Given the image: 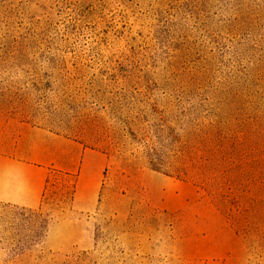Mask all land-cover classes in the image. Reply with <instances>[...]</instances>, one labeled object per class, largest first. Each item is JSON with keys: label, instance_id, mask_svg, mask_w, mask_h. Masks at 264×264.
<instances>
[{"label": "rangeland", "instance_id": "rangeland-1", "mask_svg": "<svg viewBox=\"0 0 264 264\" xmlns=\"http://www.w3.org/2000/svg\"><path fill=\"white\" fill-rule=\"evenodd\" d=\"M0 156L51 221L0 264H264V0H0Z\"/></svg>", "mask_w": 264, "mask_h": 264}, {"label": "trees", "instance_id": "trees-1", "mask_svg": "<svg viewBox=\"0 0 264 264\" xmlns=\"http://www.w3.org/2000/svg\"><path fill=\"white\" fill-rule=\"evenodd\" d=\"M100 135L106 142L107 149L114 150L116 148V132L107 129L96 137H99ZM101 137L97 138V141H100ZM181 153L182 154L176 157V160L170 164L173 172L177 174H189V171H192L191 173L197 181L204 184L206 187H209L211 191H216L217 188L213 180L210 178V171L207 169V166L194 163L191 165V170H188V168H186L188 161L186 159L187 154L186 152ZM147 155L152 169L156 171H164L166 173L164 170L166 165L165 156L157 147H150L147 151ZM6 206L11 207L16 211L22 210L28 213V215H26V213H21L22 218L19 219L16 217L8 219L6 216L0 220V243L6 246L10 255H20L45 237L51 221L49 215H42L41 210L39 209H33L12 203L7 204ZM14 214H16V212H14Z\"/></svg>", "mask_w": 264, "mask_h": 264}, {"label": "crops", "instance_id": "crops-1", "mask_svg": "<svg viewBox=\"0 0 264 264\" xmlns=\"http://www.w3.org/2000/svg\"><path fill=\"white\" fill-rule=\"evenodd\" d=\"M39 157L33 156L25 161H20L0 156L1 200L24 205H34L39 201L45 179L42 167L35 163H39L37 159ZM27 185L32 186L31 191L19 190L21 186Z\"/></svg>", "mask_w": 264, "mask_h": 264}]
</instances>
